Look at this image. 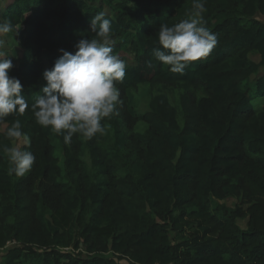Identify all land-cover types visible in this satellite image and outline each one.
Here are the masks:
<instances>
[{
	"label": "trees",
	"instance_id": "16d2710c",
	"mask_svg": "<svg viewBox=\"0 0 264 264\" xmlns=\"http://www.w3.org/2000/svg\"><path fill=\"white\" fill-rule=\"evenodd\" d=\"M192 3L8 4L0 22L11 21L17 31L5 36L22 49L17 63L8 57L10 75L29 106L59 50L74 54L94 38L90 21L104 9L127 67L104 135L65 144L29 110L0 122V264H264V0H207L218 43L181 75L152 50L159 26L188 18ZM16 118L30 137L21 150L36 156L19 178L3 152L14 146L4 131Z\"/></svg>",
	"mask_w": 264,
	"mask_h": 264
},
{
	"label": "clouds",
	"instance_id": "9594fccd",
	"mask_svg": "<svg viewBox=\"0 0 264 264\" xmlns=\"http://www.w3.org/2000/svg\"><path fill=\"white\" fill-rule=\"evenodd\" d=\"M206 3L207 0H193L186 13L188 18L171 26L167 23L159 26V47L152 50V56L168 65L173 73L183 75L190 63L207 58L218 43L216 34L206 26ZM90 28L94 38L81 39L74 54L59 50L62 55L50 70L43 72L46 84L29 106L21 81L10 75L13 63L3 50L2 37L17 30L9 20L0 22V122L9 116H23L29 110L39 126L62 136L65 144L71 143L77 134L90 140L106 133L103 122L117 114L120 103L117 85L123 83L127 66L113 52L112 22L105 18L104 12L92 17ZM4 136L30 145V137L22 131L18 118L6 128ZM3 152L9 175L19 178L32 171L36 156L31 151L5 146Z\"/></svg>",
	"mask_w": 264,
	"mask_h": 264
},
{
	"label": "rangeland",
	"instance_id": "374dc122",
	"mask_svg": "<svg viewBox=\"0 0 264 264\" xmlns=\"http://www.w3.org/2000/svg\"><path fill=\"white\" fill-rule=\"evenodd\" d=\"M13 1V0H12ZM11 3V0H7V1H0V17L2 16L3 11L7 8L8 4ZM105 13L109 14L108 11L106 9H104ZM259 19H262V17H258ZM5 40V48L3 49L6 52V55L8 57H12L15 59L16 63L20 60V58L22 57V49L19 48L17 46V44L15 43V41H13L12 39H9L7 36H3L2 37ZM250 58L254 61H258L259 58L257 57L256 54H252L250 55ZM130 61V60H129ZM254 79V78H253ZM141 88L143 89L142 93H139L136 97H135V107L136 110L139 114H143L146 112V95H147V91H145V89L147 88L146 85L141 86ZM253 105H255V102H253ZM3 129L2 125L0 124V131ZM23 144L22 141L20 142H14V146L15 147H21V145ZM228 204H232V201L228 200ZM240 226L245 225V221H240L239 222Z\"/></svg>",
	"mask_w": 264,
	"mask_h": 264
},
{
	"label": "crops",
	"instance_id": "0c3cea01",
	"mask_svg": "<svg viewBox=\"0 0 264 264\" xmlns=\"http://www.w3.org/2000/svg\"><path fill=\"white\" fill-rule=\"evenodd\" d=\"M11 2H12V0H11Z\"/></svg>",
	"mask_w": 264,
	"mask_h": 264
}]
</instances>
